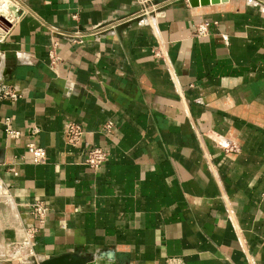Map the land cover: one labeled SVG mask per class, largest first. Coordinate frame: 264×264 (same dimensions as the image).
Listing matches in <instances>:
<instances>
[{"label":"crops","instance_id":"obj_1","mask_svg":"<svg viewBox=\"0 0 264 264\" xmlns=\"http://www.w3.org/2000/svg\"><path fill=\"white\" fill-rule=\"evenodd\" d=\"M16 2L0 39V82L22 95L0 102V264H264V0ZM68 123L84 131L77 146ZM92 147L107 153L98 171L84 165ZM30 227L33 246H19Z\"/></svg>","mask_w":264,"mask_h":264},{"label":"built area","instance_id":"obj_2","mask_svg":"<svg viewBox=\"0 0 264 264\" xmlns=\"http://www.w3.org/2000/svg\"><path fill=\"white\" fill-rule=\"evenodd\" d=\"M17 2L16 0H0V39L5 38L9 35L12 28L17 24L19 17L17 15ZM160 5H154L150 8V13H156L160 10ZM123 21H119L113 24H108L103 26L97 30H93L92 32L86 33L81 31H75L70 35L62 34L63 37L67 38L72 43H77L78 41L86 38V37H102L105 36L110 30H113L117 24H122ZM210 24L203 23L197 26L196 28V36L197 38L206 37L209 34ZM61 35V34H60ZM56 45V44H55ZM52 54V53H51ZM50 54V55H51ZM53 59L55 57L51 55ZM22 97L18 90L11 87L7 83L0 82V102L3 101H11L16 102ZM4 127L5 132L12 138H18L20 133L17 130H14L11 126L10 118L4 119ZM114 129L113 122H107L103 130L107 134H111ZM65 135L67 142L72 146H77L83 136L84 131L82 127L76 123H68L65 127ZM27 153L32 158V162L35 164H43L46 161V151L35 145L34 143H29L27 145ZM107 161V153L103 148L100 147H92L89 148L84 159V165L89 169L98 171L103 168ZM48 208L42 203H35L30 208V215L32 219L37 222L39 226L43 225L46 222L48 216ZM38 233V228L30 227L25 228L23 233V239L19 246L30 248L33 246V240ZM5 258V254L0 251V260Z\"/></svg>","mask_w":264,"mask_h":264},{"label":"water","instance_id":"obj_3","mask_svg":"<svg viewBox=\"0 0 264 264\" xmlns=\"http://www.w3.org/2000/svg\"><path fill=\"white\" fill-rule=\"evenodd\" d=\"M228 0H188L189 5L192 8L199 6H208L215 5L218 3H225ZM3 63V57L0 55V68ZM2 158V153L0 151V160ZM91 262L89 257L81 256L77 254H65L56 258L47 259V260H36L35 258L31 259V264H88Z\"/></svg>","mask_w":264,"mask_h":264},{"label":"rangeland","instance_id":"obj_4","mask_svg":"<svg viewBox=\"0 0 264 264\" xmlns=\"http://www.w3.org/2000/svg\"><path fill=\"white\" fill-rule=\"evenodd\" d=\"M1 187V186H0ZM6 196L2 193V189L0 188V209H6ZM2 207V208H1Z\"/></svg>","mask_w":264,"mask_h":264},{"label":"bare ground","instance_id":"obj_5","mask_svg":"<svg viewBox=\"0 0 264 264\" xmlns=\"http://www.w3.org/2000/svg\"><path fill=\"white\" fill-rule=\"evenodd\" d=\"M1 188V187H0Z\"/></svg>","mask_w":264,"mask_h":264}]
</instances>
